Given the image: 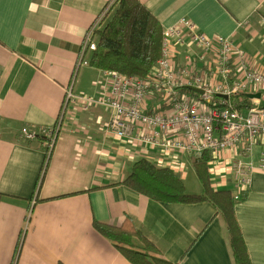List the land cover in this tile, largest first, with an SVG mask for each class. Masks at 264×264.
<instances>
[{
  "label": "crops",
  "instance_id": "obj_1",
  "mask_svg": "<svg viewBox=\"0 0 264 264\" xmlns=\"http://www.w3.org/2000/svg\"><path fill=\"white\" fill-rule=\"evenodd\" d=\"M109 1L0 0V264H130L93 227L96 222L119 228L126 217L172 264H234L224 223L211 203H159L122 184L139 149L106 130L104 108L83 112L69 104L49 155L40 139L19 138L22 127L57 122L73 80L74 95L100 97L107 90L102 72L74 70L85 32ZM137 1L162 30L185 18L204 35L231 38L264 72V0ZM252 101L258 100L250 102L257 107ZM147 151L157 167L179 168ZM263 151L259 138L254 163ZM179 158L183 175L175 174L184 183L186 167L192 169L196 159ZM233 159L226 152L218 164L208 162L214 190L234 193ZM235 218L250 263L264 264L263 173L252 174Z\"/></svg>",
  "mask_w": 264,
  "mask_h": 264
},
{
  "label": "built area",
  "instance_id": "obj_2",
  "mask_svg": "<svg viewBox=\"0 0 264 264\" xmlns=\"http://www.w3.org/2000/svg\"><path fill=\"white\" fill-rule=\"evenodd\" d=\"M115 1H109L85 32L74 74L89 66L97 31ZM103 74L107 90L102 96L74 95L73 80L57 122L38 129L22 127L19 138L24 142L40 139L49 155L69 104L83 112L102 107L108 112L106 130L114 139L177 162L173 167L179 168L171 169L174 173L183 175L178 163L181 155L199 159L209 153L214 166L226 152L232 153L229 173L235 191L231 196L237 202L250 188L252 174H264V151L256 163L251 159L258 139L264 138V107L243 112L230 103L241 93L264 92V72L253 67L231 38L204 35L190 20L181 18L162 31L160 58L146 78Z\"/></svg>",
  "mask_w": 264,
  "mask_h": 264
},
{
  "label": "trees",
  "instance_id": "obj_3",
  "mask_svg": "<svg viewBox=\"0 0 264 264\" xmlns=\"http://www.w3.org/2000/svg\"><path fill=\"white\" fill-rule=\"evenodd\" d=\"M110 10L113 11L112 17L97 31V46L88 57L89 67L102 73L146 78L160 58L162 28L137 0H116ZM245 94L230 98L231 105L240 111L252 108L251 100L245 98ZM261 95L263 97V93ZM209 161L210 154L204 153L192 162L193 172L201 186V193L197 195L188 194L183 181L171 169L157 167L146 159L131 164L122 184L159 203H211L224 223L233 263L251 264L235 218L238 202L230 191L212 188L208 176ZM93 227L130 264H172L163 258L129 217L119 228L96 222Z\"/></svg>",
  "mask_w": 264,
  "mask_h": 264
},
{
  "label": "rangeland",
  "instance_id": "obj_4",
  "mask_svg": "<svg viewBox=\"0 0 264 264\" xmlns=\"http://www.w3.org/2000/svg\"><path fill=\"white\" fill-rule=\"evenodd\" d=\"M109 3V2H108ZM107 3V4H108ZM106 4V5H107ZM105 5V6H106ZM105 6H104V8H105ZM103 8V9H104ZM112 15H113V11H111V10H109L108 11V15H107V17L105 18V20H104V22L102 23V26L101 27H103L109 20H110V18L112 17ZM252 103L253 104H256V106L257 107H264V95H263V97L260 99V100H258V101H252ZM129 144V143H128ZM131 145V144H130ZM132 146V145H131ZM136 154L135 155H133L132 157H131V159H134V162L135 161H137V160H140V159H144V158H139V155L140 156H142V157H145L146 158V160L148 159V156H150V152H148L147 150H145V149H141V150H139V151H134ZM134 152H132V154H134ZM156 152V151H155ZM159 154V153H158ZM129 159H130V157H128ZM150 158V160H151V162H153V160H152V156H150L149 157ZM123 160L124 161H126L127 160V157H123ZM155 161V160H154ZM127 162V161H126ZM155 164V163H154ZM186 177H184L185 178V182H184V184H185V190H186V192L188 193V194H196V193H198L199 194V191H200V189H201V187H200V184H199V182L197 181V179H196V177H195V175H194V172H193V170L188 166V167H186Z\"/></svg>",
  "mask_w": 264,
  "mask_h": 264
},
{
  "label": "water",
  "instance_id": "obj_5",
  "mask_svg": "<svg viewBox=\"0 0 264 264\" xmlns=\"http://www.w3.org/2000/svg\"><path fill=\"white\" fill-rule=\"evenodd\" d=\"M219 97H221L223 99H227V97H225V96H219ZM244 97L249 99V100H260L262 98V95L259 92L258 93H246L244 95Z\"/></svg>",
  "mask_w": 264,
  "mask_h": 264
}]
</instances>
